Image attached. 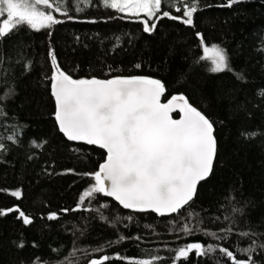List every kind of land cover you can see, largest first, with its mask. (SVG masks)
<instances>
[{
	"label": "trees",
	"instance_id": "obj_1",
	"mask_svg": "<svg viewBox=\"0 0 264 264\" xmlns=\"http://www.w3.org/2000/svg\"><path fill=\"white\" fill-rule=\"evenodd\" d=\"M73 2L66 0L73 19L54 13L64 23L41 31L22 26L0 39V95L14 90L0 101V143L5 146L0 151V189L22 192L19 200L0 192V208L19 205L33 218L32 224L24 225L17 213L0 217V264H62L73 249L77 252L71 264L117 254L134 259L160 256L156 264H173V250L193 242L222 245L246 259L237 248L248 247L252 240L264 243V0H242L231 8L222 6L227 0H198L194 26L164 17L155 20L152 33L143 31V14L137 18L118 13L100 6V0L78 12ZM162 11L182 16L169 0H164ZM197 32L207 45L225 50L233 71L211 73L206 62H198L203 53ZM50 50L74 79H158L165 86L163 103L182 94L213 122V172L189 205L175 215L159 217L123 211L97 193L82 210L71 211L94 183L84 174L98 171L106 154L59 132L46 79L51 75ZM237 73L244 78L237 79ZM178 117L179 113L173 115ZM243 132L255 135L246 138ZM13 133L16 143L7 139ZM51 212L59 218L48 220ZM185 224L193 229L190 234L182 231ZM229 227L233 232L227 240L205 234L224 236L221 230ZM241 232L256 235L242 237ZM20 241L23 248L17 246ZM253 259L264 264V250L258 247ZM218 262L231 264L218 251L201 257L193 251L176 264ZM105 264L127 261L110 259Z\"/></svg>",
	"mask_w": 264,
	"mask_h": 264
},
{
	"label": "snow or ice",
	"instance_id": "obj_2",
	"mask_svg": "<svg viewBox=\"0 0 264 264\" xmlns=\"http://www.w3.org/2000/svg\"><path fill=\"white\" fill-rule=\"evenodd\" d=\"M169 2L176 12H182V16L171 15L169 11L161 12L164 0H100V6L137 18L143 14L146 19H141L140 22L145 33H152L157 27L155 20L164 17L194 26V14L199 10L198 0ZM241 2L242 0H227L222 6L231 8ZM73 6L78 12L83 11L85 7L92 6V0H74ZM54 13L73 19L68 15L66 0H0V39L22 26L41 31L64 23ZM149 21L153 22L150 24ZM196 36L203 53L198 62H206L207 70L211 73L233 71L222 47L207 45L199 32ZM48 57L51 75L46 79L50 80V94L55 101L54 119L59 132L69 141L96 145L106 152L99 170L84 174L90 175L94 183L82 192L76 207L71 211L82 210L85 201L97 193L111 197L124 209L134 212L150 211L159 216L178 213L189 205L196 195L198 184L213 172L217 156L213 122L192 106L182 94L173 95L167 103H161L165 86L158 79L145 76L74 79L61 69L54 51L50 50ZM25 67L30 70V64ZM236 77L244 78L240 73ZM13 94L14 90L9 89L0 95V101ZM176 110L180 113L179 119L171 116ZM0 115H4L2 107ZM241 135L247 138L255 133L243 132ZM15 136L16 133H13L7 139L16 143ZM4 150V144L0 143V151ZM0 192L17 200L22 198L19 189H0ZM105 207L107 205H100V208ZM62 211L66 213L69 209ZM10 213H17L16 218L22 220L24 225L33 223V218L19 205L0 208V217ZM58 218L55 212L47 215L48 220ZM182 231L190 234L193 229L185 224ZM221 231L225 233L224 236H217L214 232L205 234L227 240L233 229L229 227ZM239 235L250 237L256 234L241 232ZM124 239L126 237H119L121 241ZM17 246L23 248L24 242L20 241ZM258 247L264 250V243L258 244L256 240H252L248 247L237 248V252L246 257L238 259L236 253L222 245L208 244L205 247L199 242H193L173 250L171 259L176 264L182 259L187 260L193 251L197 257L218 251L231 264H256L253 253ZM76 252L73 249L62 264H71L70 257H74ZM110 259H124L127 264H156L163 258L152 256L149 259H134L121 257L119 254L114 257L104 255L89 260L87 264H105Z\"/></svg>",
	"mask_w": 264,
	"mask_h": 264
},
{
	"label": "water",
	"instance_id": "obj_3",
	"mask_svg": "<svg viewBox=\"0 0 264 264\" xmlns=\"http://www.w3.org/2000/svg\"><path fill=\"white\" fill-rule=\"evenodd\" d=\"M162 98H163V96L161 97V103H163L162 102ZM54 99V98H53ZM55 102V101H54ZM165 103H167V102H165ZM176 113H179V111L178 110H176V111H173L172 113H171V116H172V118H173V115L174 114H176ZM180 118V113H179V117L178 118H176V119H179ZM62 134V133H61ZM63 135V134H62ZM64 136V135H63ZM65 137V136H64ZM66 138V137H65ZM67 139V138H66ZM68 140V139H67ZM72 142H78V141H72ZM86 144V143H85ZM88 145V144H87ZM98 147V146H97ZM101 149V148H100ZM101 150H103V149H101ZM104 152H105V150H103ZM105 154H106V152H105ZM209 178V177H208ZM207 178V179H208ZM206 179V180H207ZM205 180V181H206ZM204 181H201L199 184H198V186L201 184V183H203ZM198 186H197V188H198ZM105 197V196H104ZM105 198H107V199H109V200H111V201H113L121 210H123V211H127V212H134V211H132V210H130V209H124L122 206H120L119 205V203L117 202V201H115L114 199H112L111 197H105ZM186 207V206H185ZM184 207V208H185ZM182 210V209H181ZM180 210V211H181ZM140 213H152V214H154V215H156V216H159V215H157L156 213H153V212H140ZM175 214H177V213H173V214H170V215H165V216H159V217H170V216H172V215H175Z\"/></svg>",
	"mask_w": 264,
	"mask_h": 264
},
{
	"label": "rangeland",
	"instance_id": "obj_4",
	"mask_svg": "<svg viewBox=\"0 0 264 264\" xmlns=\"http://www.w3.org/2000/svg\"><path fill=\"white\" fill-rule=\"evenodd\" d=\"M124 14H126V13H124ZM126 15H129V14H126ZM131 16V15H130Z\"/></svg>",
	"mask_w": 264,
	"mask_h": 264
}]
</instances>
